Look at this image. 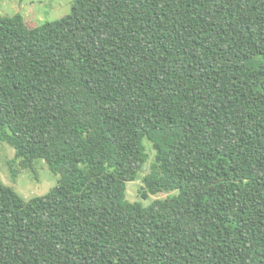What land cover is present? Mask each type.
<instances>
[{"label":"trees","instance_id":"16d2710c","mask_svg":"<svg viewBox=\"0 0 264 264\" xmlns=\"http://www.w3.org/2000/svg\"><path fill=\"white\" fill-rule=\"evenodd\" d=\"M0 16V264H264V0H74ZM142 198L127 199L150 159ZM173 192V193H172Z\"/></svg>","mask_w":264,"mask_h":264},{"label":"rangeland","instance_id":"374dc122","mask_svg":"<svg viewBox=\"0 0 264 264\" xmlns=\"http://www.w3.org/2000/svg\"><path fill=\"white\" fill-rule=\"evenodd\" d=\"M73 2L74 0H0V16H13L21 13L25 17L29 15L33 19L37 17L38 24H42L68 14L72 9ZM32 18L29 19L30 23L33 21ZM145 141L150 159L139 177L127 183V199L150 204L156 198H165L170 192H160L151 195L148 199L142 198L143 177L151 171V164L155 158V151L151 143L148 140ZM14 157L15 150L6 143L0 142V179L5 184L12 186L24 198L44 195L60 183L61 175L54 173L49 164L41 158L35 160L34 169H21L19 174L13 176L9 162Z\"/></svg>","mask_w":264,"mask_h":264}]
</instances>
